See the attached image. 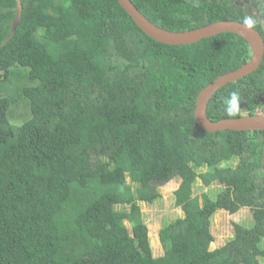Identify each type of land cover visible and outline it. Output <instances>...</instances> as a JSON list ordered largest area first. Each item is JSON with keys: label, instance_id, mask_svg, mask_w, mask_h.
<instances>
[{"label": "trees", "instance_id": "1", "mask_svg": "<svg viewBox=\"0 0 264 264\" xmlns=\"http://www.w3.org/2000/svg\"><path fill=\"white\" fill-rule=\"evenodd\" d=\"M131 2L168 31L239 21L264 38L246 0ZM252 55L232 33L156 42L117 0H0V81L27 68L34 84L21 125L0 99V264H263L264 130L209 132L194 116L199 93ZM260 95L264 61L216 92L208 117L254 115ZM176 179L183 216L156 257L141 204ZM242 208L252 224L212 249L213 216Z\"/></svg>", "mask_w": 264, "mask_h": 264}, {"label": "water", "instance_id": "2", "mask_svg": "<svg viewBox=\"0 0 264 264\" xmlns=\"http://www.w3.org/2000/svg\"><path fill=\"white\" fill-rule=\"evenodd\" d=\"M117 1L148 37L162 44L169 46L191 45L224 33L237 34L245 38L253 50L251 60L241 68L223 74L207 85L197 97L194 116L196 122L209 132L264 130V115H246L238 118L211 121L207 114L209 103L216 92L230 83L237 82L253 74L260 68L264 61V38L258 30L239 21H219L191 31H168L149 21L131 0Z\"/></svg>", "mask_w": 264, "mask_h": 264}, {"label": "rangeland", "instance_id": "3", "mask_svg": "<svg viewBox=\"0 0 264 264\" xmlns=\"http://www.w3.org/2000/svg\"><path fill=\"white\" fill-rule=\"evenodd\" d=\"M251 10H254L250 6ZM248 6V9H250ZM29 69L14 68L12 69L11 77L6 81H0V99L8 98L13 101L9 112V120L16 125H21L31 117L30 102L23 97V89L34 85L29 77ZM257 102L264 105V95L258 97ZM257 102L255 104H257ZM248 114L243 113V116ZM180 186L179 180L171 181L170 183L160 188L162 195L154 204H141L144 220L149 228L151 246L156 257L164 253L163 246L159 239V231L164 224L178 217L183 216L181 208L175 206L174 192ZM195 194L201 195L208 192V189L203 187L199 181L195 188ZM249 209L242 208L238 213L231 214L224 210L218 211L212 218V233L215 236V241L212 244V249L223 246L234 235V224L243 223L248 220L245 225L252 224L249 219ZM264 264V262H263Z\"/></svg>", "mask_w": 264, "mask_h": 264}, {"label": "flooded vegetation", "instance_id": "4", "mask_svg": "<svg viewBox=\"0 0 264 264\" xmlns=\"http://www.w3.org/2000/svg\"><path fill=\"white\" fill-rule=\"evenodd\" d=\"M248 6H252L253 9L256 8L257 12L264 17V0H246ZM251 4V5H250Z\"/></svg>", "mask_w": 264, "mask_h": 264}, {"label": "built area", "instance_id": "5", "mask_svg": "<svg viewBox=\"0 0 264 264\" xmlns=\"http://www.w3.org/2000/svg\"><path fill=\"white\" fill-rule=\"evenodd\" d=\"M256 113L258 114H264V108H259L256 110Z\"/></svg>", "mask_w": 264, "mask_h": 264}, {"label": "clouds", "instance_id": "6", "mask_svg": "<svg viewBox=\"0 0 264 264\" xmlns=\"http://www.w3.org/2000/svg\"><path fill=\"white\" fill-rule=\"evenodd\" d=\"M259 108H264V105L262 104V106L258 107V109H259ZM255 114H258V113L255 112ZM255 114H254V115H255ZM248 115H249V114H248ZM258 115H264V114H258Z\"/></svg>", "mask_w": 264, "mask_h": 264}]
</instances>
